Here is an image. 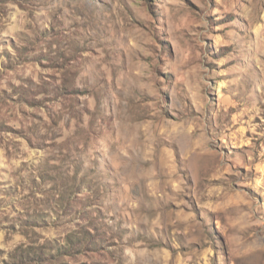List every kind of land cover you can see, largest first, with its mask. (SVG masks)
I'll list each match as a JSON object with an SVG mask.
<instances>
[{
    "label": "rangeland",
    "instance_id": "1",
    "mask_svg": "<svg viewBox=\"0 0 264 264\" xmlns=\"http://www.w3.org/2000/svg\"><path fill=\"white\" fill-rule=\"evenodd\" d=\"M0 264H264V0H0Z\"/></svg>",
    "mask_w": 264,
    "mask_h": 264
}]
</instances>
